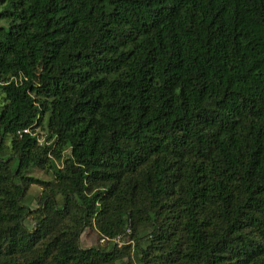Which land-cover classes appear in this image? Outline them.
I'll list each match as a JSON object with an SVG mask.
<instances>
[{
    "label": "trees",
    "instance_id": "1",
    "mask_svg": "<svg viewBox=\"0 0 264 264\" xmlns=\"http://www.w3.org/2000/svg\"><path fill=\"white\" fill-rule=\"evenodd\" d=\"M0 21V264H264V0H0Z\"/></svg>",
    "mask_w": 264,
    "mask_h": 264
},
{
    "label": "rangeland",
    "instance_id": "2",
    "mask_svg": "<svg viewBox=\"0 0 264 264\" xmlns=\"http://www.w3.org/2000/svg\"><path fill=\"white\" fill-rule=\"evenodd\" d=\"M0 26L1 27H6L4 22L0 21ZM42 128L35 129L34 132L38 136V144H41L44 137L46 136V130H45V122L42 123ZM69 159V154L68 150H63L62 153L60 154V160L59 162L55 163V166L58 168L62 167V163L66 160ZM30 176H32L35 179H39L42 181H50L51 180V174L49 172H45L44 170H34L30 173ZM42 192V188L36 186V185H31L27 188L26 194H25V200L26 204H28L29 209L33 210L37 207L36 202H37V197L40 196ZM33 224V219L31 217L27 218L25 220L24 226L28 229L31 228ZM102 245L100 241H98V235L95 232L94 228H86L82 232V234L79 237V246L82 249L89 248V247H95V246H100ZM130 264H138L137 257L134 254H131L129 258Z\"/></svg>",
    "mask_w": 264,
    "mask_h": 264
}]
</instances>
